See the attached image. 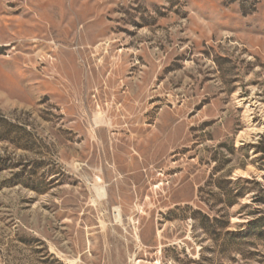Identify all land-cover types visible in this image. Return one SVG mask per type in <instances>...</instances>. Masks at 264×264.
I'll return each instance as SVG.
<instances>
[{
    "label": "rangeland",
    "instance_id": "obj_1",
    "mask_svg": "<svg viewBox=\"0 0 264 264\" xmlns=\"http://www.w3.org/2000/svg\"><path fill=\"white\" fill-rule=\"evenodd\" d=\"M261 149L264 0H0V264H264Z\"/></svg>",
    "mask_w": 264,
    "mask_h": 264
},
{
    "label": "trees",
    "instance_id": "obj_2",
    "mask_svg": "<svg viewBox=\"0 0 264 264\" xmlns=\"http://www.w3.org/2000/svg\"><path fill=\"white\" fill-rule=\"evenodd\" d=\"M261 152L263 153V155H264V149H261ZM216 170V169H215ZM239 182H243V180L241 179V178H239V179H236L235 181H233V180H230V179H227V180H224L223 181V183H225V184H228V185H231V184H236V183H239ZM245 182H247V180H245ZM215 187L217 188V189H219V190H221V187H219V186H217V185H215ZM229 194H231L232 195V190H229ZM240 196H238V195H233V196H231V198L233 199V201L234 200H236L237 198H239ZM235 198V199H234ZM233 201H231V202H229V204L227 205L228 207H232L235 203L233 202ZM212 221H213V223L215 224V226H217V224H219L220 222H221V220H220V218L218 217V218H213L212 219ZM229 224V222L227 221V224L226 225H228Z\"/></svg>",
    "mask_w": 264,
    "mask_h": 264
}]
</instances>
